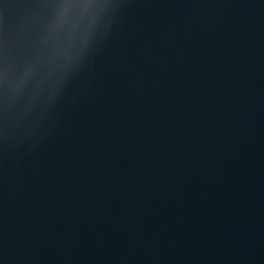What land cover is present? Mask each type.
<instances>
[{"label": "water", "instance_id": "1", "mask_svg": "<svg viewBox=\"0 0 264 264\" xmlns=\"http://www.w3.org/2000/svg\"><path fill=\"white\" fill-rule=\"evenodd\" d=\"M62 0H0V264H264V0H112L52 87Z\"/></svg>", "mask_w": 264, "mask_h": 264}, {"label": "clouds", "instance_id": "2", "mask_svg": "<svg viewBox=\"0 0 264 264\" xmlns=\"http://www.w3.org/2000/svg\"><path fill=\"white\" fill-rule=\"evenodd\" d=\"M115 7L112 0H62L38 41V59L46 63L52 87L77 73L97 37L101 17Z\"/></svg>", "mask_w": 264, "mask_h": 264}]
</instances>
